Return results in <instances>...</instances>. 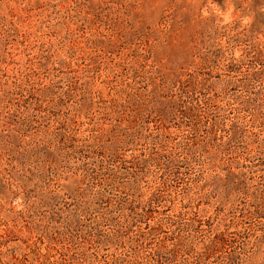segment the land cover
I'll list each match as a JSON object with an SVG mask.
<instances>
[{
  "label": "rangeland",
  "instance_id": "1",
  "mask_svg": "<svg viewBox=\"0 0 264 264\" xmlns=\"http://www.w3.org/2000/svg\"><path fill=\"white\" fill-rule=\"evenodd\" d=\"M0 264H264V0H0Z\"/></svg>",
  "mask_w": 264,
  "mask_h": 264
}]
</instances>
